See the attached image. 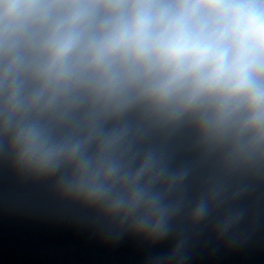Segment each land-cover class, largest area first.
<instances>
[{
    "label": "clouds",
    "instance_id": "obj_1",
    "mask_svg": "<svg viewBox=\"0 0 264 264\" xmlns=\"http://www.w3.org/2000/svg\"><path fill=\"white\" fill-rule=\"evenodd\" d=\"M0 169L106 242H171L145 264L242 243L264 194V0H0Z\"/></svg>",
    "mask_w": 264,
    "mask_h": 264
}]
</instances>
